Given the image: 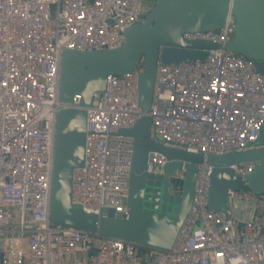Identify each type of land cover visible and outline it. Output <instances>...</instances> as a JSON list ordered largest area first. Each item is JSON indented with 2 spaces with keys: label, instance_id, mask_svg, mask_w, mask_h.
Returning <instances> with one entry per match:
<instances>
[{
  "label": "built area",
  "instance_id": "built-area-1",
  "mask_svg": "<svg viewBox=\"0 0 264 264\" xmlns=\"http://www.w3.org/2000/svg\"><path fill=\"white\" fill-rule=\"evenodd\" d=\"M155 0H0V264H264V191L247 186L256 162L231 167L242 186L228 187L230 208L254 200L257 218L242 223L208 208L212 165L207 157L256 147L264 123V75L255 60L226 49L234 17L210 30L185 31L207 40L179 62H157L150 118L153 144L200 153L193 201L170 249L54 223L49 218L55 119L80 97L59 101L61 51L119 47L127 27L141 22ZM172 45L159 46V52ZM109 74L86 109L84 160L73 172L71 197L83 211L128 213L133 138L118 133L142 116L138 75ZM167 159L148 153L146 171L164 172ZM185 168L171 176L169 193L183 190Z\"/></svg>",
  "mask_w": 264,
  "mask_h": 264
},
{
  "label": "water",
  "instance_id": "water-1",
  "mask_svg": "<svg viewBox=\"0 0 264 264\" xmlns=\"http://www.w3.org/2000/svg\"><path fill=\"white\" fill-rule=\"evenodd\" d=\"M234 17L232 38L226 49L255 60L264 75V0H155L145 18L127 27L119 47L93 51L64 48L61 51L59 101L71 102L80 97L78 108L64 107L55 119L54 154L50 190L49 218L64 226L124 239L138 246L170 249L190 211L196 164L200 153L153 144L148 137L149 110L157 62H179L204 52L185 48H217L207 40H186L185 31L210 30L220 27L227 15ZM172 45L159 52V46ZM143 57V71L138 75V104L143 112L130 128L118 133L132 136L133 154L128 213L106 215L86 212L70 200L73 172L82 166L85 148L86 107L93 92L105 88L109 74L129 73ZM157 151L167 159L164 172L146 171L148 153ZM212 165L208 208L225 211L228 217L242 223L256 220L254 200H237L228 208L224 204L228 187L242 186L232 165L254 161L256 166L247 176V186L254 192L264 191V123L256 147L236 152L211 154ZM185 168L181 195L169 193L171 176L178 167Z\"/></svg>",
  "mask_w": 264,
  "mask_h": 264
}]
</instances>
